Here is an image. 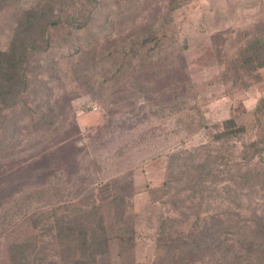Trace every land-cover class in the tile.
Masks as SVG:
<instances>
[{"label": "rangeland", "instance_id": "obj_1", "mask_svg": "<svg viewBox=\"0 0 264 264\" xmlns=\"http://www.w3.org/2000/svg\"><path fill=\"white\" fill-rule=\"evenodd\" d=\"M94 1L101 8L90 27L52 31L53 44L44 54L56 58L74 46L86 51L85 58L76 55L69 63L72 83L68 90L75 97L57 105L52 123L47 121L32 131L23 128L21 135H13L14 127L31 121L29 105L33 106L34 93L14 110H0V146L4 149L0 152V187L6 188L3 198L8 205L11 182L20 177L23 167L44 174L49 165L59 175L56 182L52 177L49 181L60 186V196L77 199L93 192L102 200L108 222H115L117 211L111 198L118 188L132 203L134 216L126 219L127 227L147 239L140 237L121 255L113 240V264H165L162 250L148 237L157 230L155 219L160 213L177 215L157 200L160 192L156 189L170 178V166L187 158L180 148L219 145L212 140L214 135L229 129L225 122L233 118L245 128L231 138L238 151L242 142L257 135L258 123L264 122L260 119L264 110L259 111L261 116L253 112L256 101L264 100V70L260 81L248 78L256 83L249 90H245L249 85L245 81L232 84L231 71L239 58L235 40L245 28L264 36V0H0V47L10 45L27 9L50 8L48 19L55 20L76 14L81 5ZM153 35L173 37L169 52L184 43L189 48L162 65L147 54L141 58L142 50L150 45L137 49L135 41ZM125 52L138 58L135 67L121 77L116 68L127 62L122 59ZM34 206L28 214L40 205ZM7 230L0 218V264H9Z\"/></svg>", "mask_w": 264, "mask_h": 264}, {"label": "trees", "instance_id": "obj_2", "mask_svg": "<svg viewBox=\"0 0 264 264\" xmlns=\"http://www.w3.org/2000/svg\"><path fill=\"white\" fill-rule=\"evenodd\" d=\"M95 3L83 4L74 11L76 14L64 13V18L58 16L55 20L48 19L50 8L27 9L14 29L10 45L0 47V110L12 111L34 93L33 106L28 103L31 121L20 122L13 135H21L23 128L32 131L47 121L52 123L57 105L75 97L68 90L72 83L69 63L76 55L85 58L86 51L74 46L56 58L44 54L53 44L52 31L67 33L73 27L89 28L97 8H101ZM105 33L109 35L111 31ZM153 36L135 41L133 46L137 49L150 45L142 50L141 58L148 55L162 65L175 53L189 48L184 43L169 52L173 37ZM235 41L239 43V58L231 69L232 84L245 81L249 84L245 90H249L262 79L264 36L245 28ZM124 58L127 62L116 68L121 77L135 67L138 55L125 52ZM139 66L143 67V63ZM248 78H255L254 82ZM262 110L264 100L253 112L261 116ZM225 126L231 129L212 139L219 145L201 144L193 150L182 146L181 152L187 158L183 163L172 164L170 178L156 189L160 192L157 200L177 212L175 216L160 213L154 222L157 230L148 237L162 250L165 264H264V122L258 123L257 135L242 142L238 151L231 138L244 132V126L237 125L233 118ZM3 150L0 146V152ZM177 157L183 155L177 151ZM46 168L44 174H33V168L26 171L23 167L20 177L11 182L8 205L3 198L6 188L0 187V218L8 226L4 239L9 264H113V240L121 255L130 251L140 237L147 239L142 233L136 235L134 227H127L126 219L134 212L129 195L122 190H113L111 200L117 212L115 222H108L103 202L93 192L77 199L63 198L59 195L60 186L49 181L58 179L56 169L49 165ZM35 204L40 205L37 211L28 214Z\"/></svg>", "mask_w": 264, "mask_h": 264}, {"label": "crops", "instance_id": "obj_3", "mask_svg": "<svg viewBox=\"0 0 264 264\" xmlns=\"http://www.w3.org/2000/svg\"><path fill=\"white\" fill-rule=\"evenodd\" d=\"M247 97V96H246ZM248 99H250V97H248ZM261 98L258 99V101H256V104L253 106V109H255L256 105L258 104V102L260 101ZM254 111V110H253ZM236 115V114H234ZM237 116V115H236Z\"/></svg>", "mask_w": 264, "mask_h": 264}]
</instances>
